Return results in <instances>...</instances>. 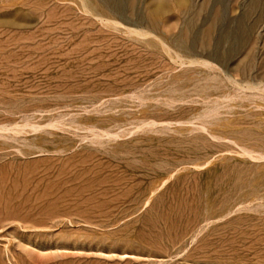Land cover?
<instances>
[{
    "label": "rangeland",
    "instance_id": "obj_1",
    "mask_svg": "<svg viewBox=\"0 0 264 264\" xmlns=\"http://www.w3.org/2000/svg\"><path fill=\"white\" fill-rule=\"evenodd\" d=\"M84 1L0 0V264H264V0Z\"/></svg>",
    "mask_w": 264,
    "mask_h": 264
},
{
    "label": "bare ground",
    "instance_id": "obj_2",
    "mask_svg": "<svg viewBox=\"0 0 264 264\" xmlns=\"http://www.w3.org/2000/svg\"><path fill=\"white\" fill-rule=\"evenodd\" d=\"M105 7L107 8H111L113 9L114 11V14H116L117 16L119 17H123V12H124V9L126 8V3H127V0H100ZM130 1V0H129ZM180 4L183 5V3L185 2V0H177ZM83 2V5L82 7H85L87 12H89V6L87 5L86 1L82 0ZM129 3V2H128ZM101 4V3H100ZM130 4V3H129ZM166 4H167V0H158L157 3L153 4L151 8H149V11H147V13L145 15H142L139 13L138 11V7H137V2L136 0H131V9L132 11L135 13L136 16L139 17L138 19V23L141 22V23H149L150 25L154 26L157 24L158 20L162 17L165 9H166ZM100 6V5H99ZM99 9V8H98ZM108 9V10H109ZM90 13V12H89ZM102 13V12H101ZM144 13V12H143ZM113 14V13H112ZM97 16V15H96ZM103 19V18H102ZM137 23V22H135ZM121 26V25H120ZM187 26L189 29H193L194 28V23L193 22H187ZM123 27V26H122ZM212 27H209L208 29H206V33H205V36L207 37V40L209 39V33H210V30H211ZM138 32H143V31H138ZM137 32V33H138ZM136 34V33H135ZM196 39V38H195ZM197 40V39H196ZM206 40V41H207ZM202 42V40H201ZM226 44V43H225ZM181 46L182 43L180 44ZM191 49V48H190ZM225 52H229V49ZM14 257V256H13Z\"/></svg>",
    "mask_w": 264,
    "mask_h": 264
}]
</instances>
